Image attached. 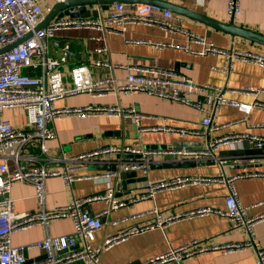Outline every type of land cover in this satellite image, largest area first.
<instances>
[{
	"label": "crops",
	"instance_id": "obj_1",
	"mask_svg": "<svg viewBox=\"0 0 264 264\" xmlns=\"http://www.w3.org/2000/svg\"><path fill=\"white\" fill-rule=\"evenodd\" d=\"M61 0H40L45 16ZM176 4L181 9L195 14L230 24L232 21L244 27L264 34V0H240L241 11L237 13L228 10L227 0H165ZM113 5H111V8ZM110 8V9H111ZM109 9V10H110ZM100 10V16L108 11ZM171 10V9H170ZM173 12V11H172ZM175 21L197 33L207 37L216 45L226 48L247 49L264 53V46L241 37L217 30L195 18L182 13H174ZM69 16V15H63ZM59 17V16H56ZM73 17V16H69ZM97 17V16H88ZM98 30L90 28L61 29L49 40L48 47L54 57H65L60 68L65 72L68 82L71 69L81 63L91 65L95 58H108L115 63L174 67L178 72L191 77L199 84L222 86L225 97L229 100L254 103L264 102V67L246 61H236L229 73L223 71L224 56L217 54L198 55L181 48L167 46L156 47L153 43L127 42L128 38L149 40H184L179 34H172L158 27L137 24L128 27L124 34L109 33L107 42L109 51H96L99 41L93 36ZM72 44L75 55H68L60 47ZM178 64V66H176ZM108 68H92L93 77L110 75ZM116 77L124 78L125 70L114 69ZM248 88V91H243ZM240 90V91H234ZM118 104L122 106L135 105L144 116L140 120L141 127H156L161 124L178 127H202L201 120L205 112L192 106L175 101H165L155 96L134 93H109L106 96H93L81 93L58 100V106H76L91 103ZM6 116L17 126L24 125L25 115L21 109L7 110ZM213 123L233 122L219 131L207 135H181L157 130H140L131 117H109L105 115H90L84 118L64 117L49 126L55 129L56 137L50 140L52 160L43 159L37 143L32 142L24 150L21 159L23 165L33 166L42 162L55 167H62V157L69 158L80 152L95 149L103 145H126L141 141L146 145L188 146L194 148L208 147V142L214 135L228 133H244L264 136V107L253 106L249 113L228 103H219L212 114ZM252 148L248 139L234 141L221 146L216 151L215 158L175 159L155 156L153 166L150 167V180L174 179L194 175H215L223 168L228 176L245 171H264V162L254 164H240L236 157L262 152L243 153L241 151ZM241 152V153H238ZM132 154H118L116 158L131 159ZM58 158V159H56ZM167 164V167L163 165ZM111 165L106 161L91 163L82 173L104 170L102 166ZM10 169L15 168V162L9 161ZM137 177H144L137 172ZM121 178H91L79 179L66 184L61 176L48 177L45 181L44 207L49 210L57 205L72 202L74 199L88 196L92 193L114 190L116 199H129L144 190V180L130 182L127 188L119 189ZM240 202L247 206L248 214L256 216L264 212V176L239 177L234 182ZM130 191V193H128ZM228 187L221 182L210 184H186L172 189L159 191L153 197L139 200L134 204H127L117 209H111L107 215L101 217L102 228L96 232L95 244H100L106 236L116 234L138 226L154 222L158 215L164 219L173 214H182L202 206H212L225 209V197ZM10 195L16 212H31L41 209L37 200L36 188L29 182H14ZM87 207L94 213L107 207L102 201L87 203ZM74 226L70 218H58L46 228L34 225L12 234L13 245H27L34 241L50 236L73 234ZM252 237V238H251ZM251 241V245L231 252L218 249H208L194 256L181 260H172L160 264H258L261 249H264V218L258 220L253 227V234L245 225L233 227L229 219L214 212L204 215L181 217L137 232L128 238L105 249L101 254V264H143L149 258L161 254L171 248L184 244L221 245L229 242ZM78 247L70 246L67 250ZM26 263L34 264L46 259V253L41 249L26 250ZM67 264H85L76 261ZM264 264V260H263Z\"/></svg>",
	"mask_w": 264,
	"mask_h": 264
},
{
	"label": "built area",
	"instance_id": "obj_2",
	"mask_svg": "<svg viewBox=\"0 0 264 264\" xmlns=\"http://www.w3.org/2000/svg\"><path fill=\"white\" fill-rule=\"evenodd\" d=\"M228 10L233 13L241 11L240 0H227ZM45 17L40 0H0V49L8 44L19 43L8 50L0 52V264H25L26 250L31 248L43 250L47 257L34 264H67L84 262L85 264H101V254L105 249L128 238L129 236L154 226L181 217L204 215L214 212L229 219L233 227L245 225L253 234L254 224L264 218V212L256 216L248 214L247 206L243 205L234 187L239 177L264 176V171H245L228 176L225 170L215 175H194L174 179L150 180L149 171L155 156L175 159L215 158L216 151L234 141L248 139L254 148L264 147V136L244 133H226L214 135L206 149L188 146L151 147L141 141L126 145H103L95 149L80 152L66 158L62 157V167H55L42 162L28 166L21 163L24 150L32 142L37 143L43 159H54L49 155V141L56 137L55 129L49 123H55L64 117L84 118L90 115H105L109 117H131L140 126L144 114L135 105L122 106L118 104L89 103L76 106H58V100L81 93L93 96H106L109 93H144L165 101H175L205 112L201 120L202 127H178L161 124L156 127H141L140 130H157L181 135H207L219 131L233 122L215 124L212 114L219 103H228L249 113L253 106L264 107V102L247 103L229 100L225 97L222 86L196 83L191 77L178 72L174 67L145 66L125 63H115L108 58H95L93 62L81 63L71 69V77L67 82L65 72L60 65L65 57H54L49 51V40L61 29L90 28L99 33L93 38L99 41L96 51H109L107 34H124L131 25L143 24L158 27L172 34L185 37L184 40L173 41L127 38V42L153 43L156 47H177L198 55L220 54L225 58L223 71L229 73L236 61L242 60L264 67V53L238 48H226L216 45L202 34H197L181 25L175 19L169 8L151 3L116 2L107 15L97 17L59 16L50 20L42 28L36 26ZM29 32H33L24 38ZM24 38V39H23ZM108 68L110 75L93 77L92 68ZM125 70L124 78L116 77L114 69ZM240 91V90H234ZM243 91H248L245 88ZM21 109L25 115L24 125L17 126L6 116L7 110ZM118 154H132L131 159L116 158ZM58 159V158H56ZM15 162V168L10 169L9 161ZM106 161L116 165V170H99L82 173L91 163ZM240 164L264 162V152L236 157ZM121 170L139 172L145 177L144 190L129 199H116L114 190L92 193L88 196L74 199L70 203L57 205L47 210L44 207L45 181L48 177L61 176L66 184L79 179L117 178ZM29 182L36 188L37 200L41 209L31 212H16L10 195L14 182ZM221 182L228 187L225 197V209L212 206H202L197 209L173 214L164 219L159 214L157 219L143 226L119 231L106 236L100 244H95L96 232L102 228L101 217L111 209H117L139 200L153 197L156 193L186 184H210ZM102 201L107 204L100 212H92L87 203ZM58 218H70L74 233L58 236L48 235L46 238L27 245H13L12 234L34 225L46 228ZM252 238V237H251ZM78 247L67 250L70 246ZM251 245V241L229 242L221 245L184 244L171 248L153 256L143 264H160L172 260H181L194 256L208 249H218L231 252ZM258 264H263L264 249L259 252Z\"/></svg>",
	"mask_w": 264,
	"mask_h": 264
},
{
	"label": "water",
	"instance_id": "obj_3",
	"mask_svg": "<svg viewBox=\"0 0 264 264\" xmlns=\"http://www.w3.org/2000/svg\"><path fill=\"white\" fill-rule=\"evenodd\" d=\"M116 2H125V3H151V4H157L164 8H169L174 13H182L187 16H190L191 18L198 19L199 21L217 29L223 32H227L232 34L234 37H241L245 38L247 40H250L252 42H255L257 44H260L264 46V34L237 26L233 21L230 24H226L223 22H219L217 20H214L212 18H209L205 15H199L195 14L193 12H190L188 10H183L176 4H173L171 2L165 1V0H61L59 1L56 6L43 18L41 22L36 26L35 30H38L45 26L50 20L55 18L56 16H63V15H69L73 17H88V16H98L100 10H109L111 8V5H113ZM33 32H29L24 38L29 37L32 35ZM23 38V39H24ZM22 41V39L13 42L11 44H8L4 48L0 49V52L10 49L11 47L15 46L17 43ZM60 47L63 48V50L68 55H75V53L72 51L71 47L72 44H68L65 46V42L60 43ZM178 66V64H176ZM151 147H166L165 145L159 146V145H151ZM263 148H249L245 149L241 152L245 153H252V152H262ZM238 152V153H241ZM153 166V165H151ZM164 167H167V164L163 165ZM101 168L107 169V170H116V165H108V166H102ZM119 178H121L120 184H118L119 189L127 188V184L130 182H136L140 180H145V177H137V172L135 171H124L121 170L118 174ZM130 193V191H128ZM47 256V255H46Z\"/></svg>",
	"mask_w": 264,
	"mask_h": 264
},
{
	"label": "rangeland",
	"instance_id": "obj_4",
	"mask_svg": "<svg viewBox=\"0 0 264 264\" xmlns=\"http://www.w3.org/2000/svg\"><path fill=\"white\" fill-rule=\"evenodd\" d=\"M107 10H105L104 12H106Z\"/></svg>",
	"mask_w": 264,
	"mask_h": 264
}]
</instances>
